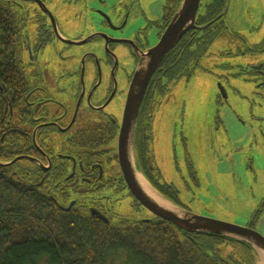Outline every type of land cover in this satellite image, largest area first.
Masks as SVG:
<instances>
[{
	"label": "rangeland",
	"instance_id": "obj_1",
	"mask_svg": "<svg viewBox=\"0 0 264 264\" xmlns=\"http://www.w3.org/2000/svg\"><path fill=\"white\" fill-rule=\"evenodd\" d=\"M86 1L94 3L82 0L68 7H50L68 39H82L96 28L84 10ZM112 1L133 6L125 27L130 31L132 24H140V9L150 20L159 19L165 0ZM0 7L19 20L27 36L26 45L17 44L15 62L32 90L39 93L44 88L72 112L80 90L82 61L87 93L95 79L94 58H84L92 54L100 61L101 79L90 102L97 104L108 94L113 82L112 63L103 40L67 45L56 38L35 50L39 9L31 4L20 8L0 3ZM224 21L225 28L218 29L197 64L187 67L192 74L166 83V93L156 96L159 104L152 112L156 116L154 162L149 164V174L155 176L158 188L167 197H176L185 210L238 225L252 222L264 235V74L259 70L264 62V0H229ZM155 31L151 24L147 30L150 44L156 43ZM133 51L124 44H116L110 51L117 60L113 76L119 92L105 108L112 114L122 111L123 93L137 64ZM220 84L226 97L220 93ZM55 109V104H49L51 112ZM96 121L99 123V113L85 99L75 127H94ZM61 139L53 134L50 148L56 150ZM108 168L117 174L115 167ZM117 212L131 219L152 215L142 206H132L129 198L121 201ZM236 247L230 243L224 250Z\"/></svg>",
	"mask_w": 264,
	"mask_h": 264
},
{
	"label": "flooded vegetation",
	"instance_id": "obj_2",
	"mask_svg": "<svg viewBox=\"0 0 264 264\" xmlns=\"http://www.w3.org/2000/svg\"><path fill=\"white\" fill-rule=\"evenodd\" d=\"M81 1L0 0V3L16 5L20 8H24L25 4H31L39 9L36 19L38 40L35 50H37L38 46L42 47L46 42L54 41L56 38L67 45H80L75 44V42H88L96 38L99 41L103 40L112 63L113 82L108 94L97 104L90 102V98H92L101 79L100 61L92 54H87L84 58H94L96 64L95 79L87 93L83 82L84 61H82L79 71L80 90L77 93L73 111L70 113L66 105L56 101L44 88L39 93L36 90H32L28 80L19 71L22 77L25 78L29 91L23 99V104L20 106L17 116L12 117L13 123L9 124L10 121L8 120L6 121V126L11 125L12 130H16L25 138L31 137L32 143L28 149L32 154L19 157L32 161L36 168H39L37 175H35V178L39 179L38 182L45 180L51 182L55 176L54 174L58 173L59 176L61 172L59 170L64 169V172L66 171L64 178L69 181L68 191L70 193L73 192V195H75L71 200L74 201L73 205L76 203L77 198L82 197L81 206L91 216L99 221L109 222L115 221L119 217H124L119 215L117 211L121 201L125 198L131 200L132 206H137V208L142 206L129 191L122 176L117 155L118 136L123 123L124 108L130 83L140 61V55L144 54L159 41L182 0L178 1L171 16H169L167 8L170 9L175 0H165L162 6V15L156 20H150L145 10L140 9L141 15L137 16L140 24H132L133 30L131 29L130 31L127 30L128 28L125 29V27L128 24L133 6L125 5L120 1L115 3L112 0L110 2L107 0H93L92 2L94 3L92 4L86 1L84 10L95 21L96 28L82 39L77 37L71 40L64 36L59 26V18L50 7L54 5L68 7L82 3ZM206 1L201 0L200 2L194 26L181 36L153 73L145 88L134 123L133 164L137 172L168 200L169 197L158 188L159 184L155 181V176L149 174V164L154 162L152 146L155 138L154 124L156 116L152 112L159 104L156 96H163L166 93V83L178 81L183 75L190 76L192 72L187 71V67L192 63L193 65L197 64L198 56L208 47L217 34L218 29L225 28L224 18L227 10L224 14L223 11L226 0H223V3L222 0H218L217 3L215 0ZM151 24L156 27L155 44H150L147 34ZM17 25L19 28L17 44L20 46L26 45L27 36L18 19ZM116 44H124L130 50L133 49L137 58L135 70L129 78L127 91L123 93V107L119 115L112 114L105 109L115 96L119 94L117 83L113 76V70L117 67V60L110 53ZM26 48L29 49L31 54L32 49L28 45ZM261 49H264V41ZM259 70H263L262 73L264 74V62L260 65ZM262 79L264 81V77ZM85 99H87L89 107L94 112L99 113V123L96 121V126L94 127H75L79 109ZM49 104L56 105V109L53 112L49 110ZM10 115L13 116L11 110ZM53 134L62 136V139L56 145V150L50 148ZM109 166L116 168V175L109 172ZM157 175L160 176V173L158 172ZM166 186L169 185L166 184ZM175 202L179 207L183 208L176 200ZM153 216L152 214L148 219L140 220L150 221ZM243 226L253 228V223L250 222ZM252 255L256 263L258 261L256 253L253 251Z\"/></svg>",
	"mask_w": 264,
	"mask_h": 264
},
{
	"label": "trees",
	"instance_id": "obj_3",
	"mask_svg": "<svg viewBox=\"0 0 264 264\" xmlns=\"http://www.w3.org/2000/svg\"><path fill=\"white\" fill-rule=\"evenodd\" d=\"M178 1L167 8L169 16ZM18 34L17 19L0 7V264H256L244 242L183 232L156 216L148 223L127 217L102 222L81 206L82 197L64 210L75 197L64 169L51 182H38L32 161L5 164L32 154L31 137L6 126L29 91L15 62ZM230 243L236 250L226 252Z\"/></svg>",
	"mask_w": 264,
	"mask_h": 264
},
{
	"label": "water",
	"instance_id": "obj_4",
	"mask_svg": "<svg viewBox=\"0 0 264 264\" xmlns=\"http://www.w3.org/2000/svg\"><path fill=\"white\" fill-rule=\"evenodd\" d=\"M200 2L201 0H182L159 41L144 54L140 55V61L130 83L124 108L123 123L118 136L117 155L119 167L129 191L154 216L169 222L183 232L221 235L250 245L255 253L256 250L264 252V235L253 228L191 213L174 204L156 190L161 197L172 203L174 209L160 205L144 190L137 176L140 174L133 164L134 123L145 88L162 59L181 36L194 26ZM228 5L229 0H226L223 14L226 12ZM85 42H75V44ZM220 92L222 96H226L222 86L220 87ZM17 159H20V157L5 164L13 163ZM73 203L74 201H71L63 209L69 210Z\"/></svg>",
	"mask_w": 264,
	"mask_h": 264
},
{
	"label": "bare ground",
	"instance_id": "obj_5",
	"mask_svg": "<svg viewBox=\"0 0 264 264\" xmlns=\"http://www.w3.org/2000/svg\"><path fill=\"white\" fill-rule=\"evenodd\" d=\"M138 179L141 183V185L143 186L144 190L151 195V197H153L160 205L166 207V208H170V209H174V206L172 205L171 202L165 200L163 197H161L157 191L145 180V178L141 175H137ZM258 262L257 264H264V252L261 250H258Z\"/></svg>",
	"mask_w": 264,
	"mask_h": 264
},
{
	"label": "crops",
	"instance_id": "obj_6",
	"mask_svg": "<svg viewBox=\"0 0 264 264\" xmlns=\"http://www.w3.org/2000/svg\"><path fill=\"white\" fill-rule=\"evenodd\" d=\"M258 261H256V264H257Z\"/></svg>",
	"mask_w": 264,
	"mask_h": 264
}]
</instances>
